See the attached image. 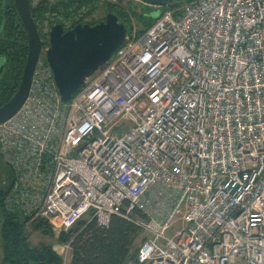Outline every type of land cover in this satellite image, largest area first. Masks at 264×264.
<instances>
[{
    "label": "built area",
    "instance_id": "2783aa9c",
    "mask_svg": "<svg viewBox=\"0 0 264 264\" xmlns=\"http://www.w3.org/2000/svg\"><path fill=\"white\" fill-rule=\"evenodd\" d=\"M41 2L28 94L0 123L7 208L55 236L79 219L124 217L145 236L127 264H264V0L165 10L126 32L67 102L46 60L49 33L89 19L88 7L29 0ZM70 248L53 243L61 264Z\"/></svg>",
    "mask_w": 264,
    "mask_h": 264
},
{
    "label": "trees",
    "instance_id": "16d2710c",
    "mask_svg": "<svg viewBox=\"0 0 264 264\" xmlns=\"http://www.w3.org/2000/svg\"><path fill=\"white\" fill-rule=\"evenodd\" d=\"M192 0H187L190 2ZM131 1L115 0L98 1V0H70V5H86L88 8L79 21L94 25L105 18L106 13L111 12L118 17L119 22H123L126 32L132 30L133 12L129 7ZM183 3L174 0L159 7V14L167 9L180 7ZM30 6L33 20L39 14L40 10L47 9L48 4L39 3L35 8ZM151 11L142 20L140 29L137 34H142L156 19ZM102 12L100 17H95L94 12ZM4 14V23L0 32V56H6V63L0 69V106L5 103L17 90L23 67L26 61L28 47L27 36L24 27L19 19L14 6V0H5L2 6L0 0V23ZM74 95V94H73ZM1 154V153H0ZM2 155V154H1ZM0 185V255L2 264H61L60 256L52 249V241H39L32 244L27 232V225L31 224L34 230H39L48 237H54L55 242L70 241V261L69 264H127L131 261L139 244L145 236L142 229L134 222L118 216H111L107 227L98 226L94 221L85 223L79 219L74 225L67 230H62L55 236L49 224L43 220H37L27 223L28 217L24 216L18 210L7 208L5 202L9 194L11 184L4 178ZM12 179V175H11ZM11 181V180H10ZM134 216L146 219V215L140 211H134Z\"/></svg>",
    "mask_w": 264,
    "mask_h": 264
},
{
    "label": "water",
    "instance_id": "95a60500",
    "mask_svg": "<svg viewBox=\"0 0 264 264\" xmlns=\"http://www.w3.org/2000/svg\"><path fill=\"white\" fill-rule=\"evenodd\" d=\"M156 7L154 17L159 16V7L174 0H140ZM5 0H2L4 6ZM14 6L27 36V57L20 84L16 92L0 106V123L11 117L24 102L30 87L31 76L42 41L31 15L29 0H14ZM4 14L0 23V32ZM126 27L118 17L108 12L105 18L94 25L76 23L63 31L60 24L52 26L49 33L46 60L51 68L60 98L67 102L82 86L85 79L102 66L123 43ZM6 56H0V69Z\"/></svg>",
    "mask_w": 264,
    "mask_h": 264
},
{
    "label": "rangeland",
    "instance_id": "374dc122",
    "mask_svg": "<svg viewBox=\"0 0 264 264\" xmlns=\"http://www.w3.org/2000/svg\"><path fill=\"white\" fill-rule=\"evenodd\" d=\"M126 1H131L132 3H129V7L131 9V11L133 12V20H132V28H134V30L137 32V30L140 29V26L142 24V20L145 18L146 15H150L151 11H153L154 6H151L149 4H146L140 0H124V2ZM181 3L185 4L187 3V0H179ZM182 4V5H183ZM103 13L98 11V12H94V16L95 17H100ZM126 24V27L128 28V24ZM44 53V52H43ZM98 71H100V68H98L91 76H89V78H92L93 76H95ZM11 175H12V169L10 166H8V164H6V162L4 161L2 155L0 154V183L1 181H5L4 178H6V180H8L10 182L11 180ZM4 187L1 184L0 185V189L2 190ZM182 224H181V220L179 218V216H176V218L174 219V221L172 222L170 229L168 230V235H172V233L176 230H178L179 228H181ZM27 228V232L29 233V239L31 241L32 244H37V242L39 241H48L51 242L52 245L53 243L55 244V239L54 237L50 238L47 235L43 234L41 231L39 230H34L32 228L31 224H28L26 226ZM51 240V241H50ZM0 264L1 263V255H0Z\"/></svg>",
    "mask_w": 264,
    "mask_h": 264
},
{
    "label": "crops",
    "instance_id": "0c3cea01",
    "mask_svg": "<svg viewBox=\"0 0 264 264\" xmlns=\"http://www.w3.org/2000/svg\"><path fill=\"white\" fill-rule=\"evenodd\" d=\"M153 8H155V9H156V7H153Z\"/></svg>",
    "mask_w": 264,
    "mask_h": 264
}]
</instances>
